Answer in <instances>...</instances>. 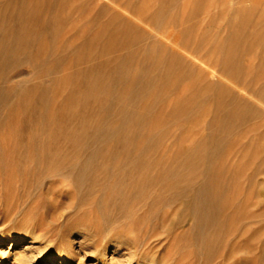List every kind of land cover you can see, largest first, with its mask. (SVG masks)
Segmentation results:
<instances>
[{
  "label": "rangeland",
  "instance_id": "rangeland-1",
  "mask_svg": "<svg viewBox=\"0 0 264 264\" xmlns=\"http://www.w3.org/2000/svg\"><path fill=\"white\" fill-rule=\"evenodd\" d=\"M5 233L63 264H264V0H0Z\"/></svg>",
  "mask_w": 264,
  "mask_h": 264
},
{
  "label": "bare ground",
  "instance_id": "bare-ground-1",
  "mask_svg": "<svg viewBox=\"0 0 264 264\" xmlns=\"http://www.w3.org/2000/svg\"><path fill=\"white\" fill-rule=\"evenodd\" d=\"M228 60L229 59H227V63H229V61H230V60L229 61ZM171 62H173V61H171ZM172 64L174 65V62ZM168 70H169V66H168ZM221 116H223V114ZM226 116H227V114H226ZM202 183H204V182H202ZM204 185H205V183H204ZM201 187H202V184H201ZM207 188L209 189V188H211V186L210 187L207 186ZM200 189L201 188L199 187V190ZM204 189L206 190V188H204ZM196 191H197V188H196ZM201 191L203 192L202 189H201ZM199 192L200 191H198V193ZM205 193H206V191H205ZM193 194H195V192H193ZM200 195H199V197H200ZM196 196H197L196 194L194 195V197L192 195L191 199L193 198V200H192L193 203H191V204H194V198H196ZM214 196H216V195H214ZM205 197L207 198V196H205ZM200 198H201V200H199V201L201 202L202 201V196ZM211 198L212 197H210V199ZM210 202L212 203V201H210ZM194 205H195V207L196 206L198 207V204L197 205L194 204ZM199 208H202V207L201 206L198 207L197 210ZM24 240H27V243L30 244V243H33L34 242V237H32V238L29 237V238H26L25 239L23 236L17 235L16 233L0 234V246L7 245L6 247L4 246V247H1L0 248V264H40V263H43V264H52V263H55L56 262V259L57 258H59V260H60V262L58 264H63L65 261L67 262V260L69 259L67 256H65L66 254L55 255V254L49 253L47 251L46 252H41L39 250L37 251L36 255H35V252H34V254L31 255L30 253L26 252L25 250H31L32 249L31 248L32 246H28V247L26 246V247H24L23 249H21L23 251H15V247L18 246ZM105 257H106L105 256V251L99 250L97 252V254H96V259H95L96 260V263L97 264H99V263L100 264H110V261L106 260Z\"/></svg>",
  "mask_w": 264,
  "mask_h": 264
}]
</instances>
